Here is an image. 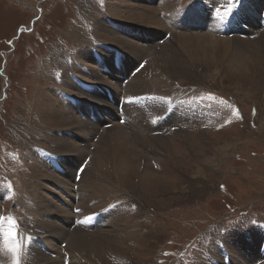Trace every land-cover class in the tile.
<instances>
[{
	"label": "rangeland",
	"instance_id": "1",
	"mask_svg": "<svg viewBox=\"0 0 264 264\" xmlns=\"http://www.w3.org/2000/svg\"><path fill=\"white\" fill-rule=\"evenodd\" d=\"M213 1L210 4L209 0H168V6L173 8H160L157 18L166 22L171 10L188 13L196 6L199 12L208 9L209 14L214 9L213 20H216L217 9L225 5L220 12L229 11L226 15L236 6L250 7L249 0H235L232 9H228L233 5L232 0ZM256 1H261L264 7V0ZM149 5V8H158L160 2L152 0ZM216 5L219 8L215 10ZM252 6L253 10L257 7L255 0ZM258 10V24L253 28L264 33V8ZM126 11L115 0H0V218L5 221L4 230L8 229V217H14L17 222L22 244L21 264L35 262L24 249L31 242L32 247L40 248L37 251L42 250L52 258L63 257V263L68 264L69 256L63 255L66 243L42 238L43 231H35L34 219L39 226L48 219L25 213L19 202L35 203V197L41 194L52 203L48 209L64 208V212L73 215L70 220L74 228L85 213L77 211L78 193L76 189L70 191V186V190L59 189L56 183L72 181L77 165L83 161L75 174V184L79 185L76 177H80L82 170L88 173L85 185H92L95 177H100L99 182L103 178L107 202L100 207L110 205L113 209L114 206L118 212L123 208L128 220L127 225L117 220L116 225L107 226L105 231L124 237L118 231L126 229L130 238L126 242L113 238L116 240L112 239L111 248L96 251L81 264H199L204 261L205 264H264V56L253 55L250 44H232L235 39L247 42L255 36L243 27L242 32H234L229 17L230 23L220 36L229 42L219 45L213 55L207 56L199 53L201 44L181 45L173 36L188 34L187 28L179 24L177 28H168L164 23L161 28L130 29L127 21H133L127 19L130 16ZM235 18L240 22L236 26H241L240 16ZM140 34L152 36L148 45L158 44V50L152 48L151 54L142 60L127 52L130 47L127 44L145 48L146 42ZM116 37L125 47L112 39ZM163 53L166 59L162 63L151 62L154 55ZM239 54L243 57H238ZM171 60L174 67H164ZM137 70L142 71L148 86L139 97L127 99L126 85L131 81L125 82V78L132 75V80ZM116 82L122 85L120 92L114 91ZM157 97L162 99L164 107L155 116L168 125L156 134L165 138L163 142L155 141L156 149L142 142L134 149L131 140L137 139L128 129L123 130L129 133L124 137L128 153L134 154V158L140 154L144 157L132 171L121 174L112 166L95 162L91 155L76 153L65 163L62 154H57L65 149L61 143L56 146L59 140L71 143L74 148L87 143L91 151L103 131L86 138L72 133L77 127L55 123L47 115V109L50 104L58 106L56 100H66L70 108L76 107V99L86 110L102 107L91 114L82 110L75 116L77 119L83 115L95 117L91 120L98 128L110 126L108 129L114 131V126L125 125L123 118L118 119L121 111L118 106L136 107L139 99L143 100L146 111L154 107L152 98ZM102 100L98 105L97 101ZM184 105L196 107L204 115L195 118L194 112H186ZM149 136L137 137L149 139ZM56 162L63 168L56 167ZM36 166L42 167L56 183L36 177ZM142 174L149 176L151 185H139ZM70 193L76 196L71 197ZM68 198L74 199V203L70 205ZM45 200L42 198L41 202L46 203ZM102 215L88 217L98 220ZM92 223L90 220L83 224ZM104 225H93L90 229L104 230ZM231 239L243 263L232 258L225 248ZM213 246L220 249V254L214 253ZM252 255L255 260L245 259ZM1 261L12 264V257L2 243Z\"/></svg>",
	"mask_w": 264,
	"mask_h": 264
},
{
	"label": "bare ground",
	"instance_id": "2",
	"mask_svg": "<svg viewBox=\"0 0 264 264\" xmlns=\"http://www.w3.org/2000/svg\"><path fill=\"white\" fill-rule=\"evenodd\" d=\"M115 1L120 7H124V10H127L126 12L130 16L127 19L133 21V23H130L127 21V26L130 29H137L140 26H145V28H161V27H163V25H165L164 23H166V25H167L166 27H168V28H177L178 27L177 24H179V26H183V28H187L186 30H190V31H188V34L190 33L189 35L188 34H177V35L173 34V36L177 37L179 43L181 45H183V43H186V44H192L194 46L201 44L202 46L200 48H198V51H199V53H202V54L207 55V56L213 55L214 49L216 47H218L219 45L229 42V40H226V39L221 40L220 39V36L224 34L223 32L226 30V27L230 23L229 18H228V21H227L228 23H227L226 22L227 19H221V17H227L228 15H226V14H228L227 12H229V11H227L225 14L221 13V12H219V13L216 12V15H218V17L216 18V20H213V18L215 17L214 16L215 15L214 9L212 10L211 14H209L208 9H203L202 12H199L197 7L194 6V8H192L191 11H188V13H184V10L176 11V12H173L171 10L170 13L168 14V17L165 19L166 22L165 21L163 22L157 18V12H159L160 8H163V7H170L171 8L172 7V6H168V0H159L160 5L158 8H156V6L149 8V6H150L149 4H150V2H152V0H115ZM146 1H148V2H146ZM212 1L213 0H209L210 4H213V3H211ZM219 1H221V0H217V2H219ZM252 2H253V0H249L250 7L243 5L241 8H236L237 6L235 7V5L233 3V5H230V7L228 8V9H232L235 7L234 9H232V14L230 16L231 22L233 24L232 28H233L234 32L235 31H237L236 33L242 32L243 31L242 27H243L244 30H246L248 33L252 34L253 37L255 36L254 38L252 37L253 38L252 41L242 42L239 39H235V41H233L232 44H234V45L238 44L240 46L244 45L246 43L250 44L253 46V53H254L253 55H259V56L263 55L264 56V33L259 32L258 30H256V28H253L254 27L253 25L258 24L256 11L260 7H261V10H263L264 7H263V5H261V1L258 3L255 0L257 7H255V9L253 10ZM224 4H225V2H224ZM138 5H140V6H138ZM218 6L219 5L214 6L215 10H216V8H219ZM224 7L226 8L227 6L225 5ZM224 7L221 9H225ZM258 12H259V10H258ZM200 13H202V15L205 14L207 18L202 16ZM238 16H240L241 21H242L241 26H236L237 23H240L238 21V19L235 18ZM255 16H256V18H255ZM119 28L122 29V27H119ZM200 29H202V30H200ZM194 30L195 31L199 30V31H202L204 33H200L199 35L191 34L192 33L191 31H194ZM229 33L231 34L230 31H227V34H229ZM140 36L142 37V40L144 42H146V43H144L145 48H142V47L137 48L138 46L135 47L133 45L127 44V46H130V47L128 48V51L127 50L126 51L129 54H134L137 57V59L142 60V58L147 57V55L149 56L152 52L151 49L156 48L158 46V44L156 42H151L153 45H151V44L148 45V42L153 40L152 36L143 35V34H140ZM112 39L115 40V42H117L118 45H122L125 47L123 42L118 40L119 38L116 37V38H112ZM159 48L161 50V47H159ZM134 49H136V52H134ZM157 50H158V47H157ZM255 53H258V54H255ZM164 56H166V55H164V53L160 54V55L156 54L152 57L151 62L159 65L160 63H162V61H163L162 59H166ZM240 56L243 57L241 54H239L238 57H240ZM103 64H106V62H104ZM118 66H119V64H118ZM166 66L167 67H174V63L172 62V60H171V62L168 61L167 64L164 65V67H166ZM136 67L133 68L132 71L134 69H136ZM105 68L110 69L107 66H105ZM120 69H121V67L119 66L118 70H120ZM137 71H139V70H137ZM157 71L158 70H155L156 73H157ZM135 72H136V70H135ZM141 72L142 71L140 70L134 76V78L132 80H131V78L133 77L132 75H130L129 77H126L127 81H126V78L124 77L125 82L131 81L129 84L126 85L127 94H125V90H124V94H125V97H127V99H130L131 97H139V95H140L139 93H141L142 91H146L145 87L148 86L147 79H146V77L143 76V74ZM117 74H120V72H118ZM92 76H93V79H95V74H92ZM89 82H91V80ZM125 82H124V84H125ZM120 90H122V85L119 82H116L115 86H114V91L120 92ZM81 94H83V93H81ZM148 95H150V97L152 96L151 94H148ZM94 98H97L99 100L102 99V97H100V96H94ZM152 99L155 100L154 107H150V109L146 110V111L143 108V106H144L143 100H142V102H140L139 99H138V103H137L138 105H136V107H133L130 104L129 105H122L123 107L120 105L121 108H119L120 106H118V110L119 111L121 110L120 114H117L118 119L123 118V120H124L123 123H125V125L114 126L115 127L114 131H112V128L108 129L110 126L109 127L105 126L104 128H101V129H100V127L98 128L97 127L98 124L92 123V120H91L92 116L83 115L81 117V119H77L76 118L77 116H75L76 115L75 113L79 114L82 110L86 111L88 114H91L94 111L100 110L102 107L101 108L89 107L86 110L87 107H82V103L79 102V99H76V105H75L76 107L70 108V106L66 100L65 101L63 100L61 102L56 100L58 103V106H55L54 104H50V105H48V109H47V115L54 118L55 123H58L61 126H65L67 128L77 127V129L71 130L72 133H74L80 137H86V138L96 136L99 133V131H101V130L103 131L102 134L99 135V142H97V146H95L96 149L92 148V150L89 151L88 149H90L89 147L91 145H87V143L83 144L80 148H74L75 146H73L71 143H69L65 140H59L56 143V146L58 147L59 144L61 143V146L65 147V149H62L60 153L57 152V154H62V158L63 157L65 158V163H67L69 161L68 157H71L74 153H76L79 156L85 155V157L87 155H91L89 157H92V160H95V162H102V163H105L107 166L108 165L112 166L115 169V171L121 172V174L124 172L132 171L134 169V165L141 162V160L144 157L142 154L137 155L135 158H134V154L131 156L127 151L128 148H127V145L125 142L127 139H124V137H126L129 133L132 132V134H130V135L132 137H134V139H137L136 142L131 140L132 145H135L134 149L138 148L139 144H141V142H142L143 144H145V146L148 145L149 148L152 150L156 149L155 147H156L157 141L163 142L165 139L163 137L162 138L157 137L156 134L159 132H162L168 124L159 120L158 117L155 116L158 109L160 110V109H162V107H164V103H163L162 99H158V97L152 98ZM71 100H72V98H71ZM103 101L104 100H102L101 102L97 101L98 105L101 104ZM147 102H149V101H147ZM110 104L111 103L108 102V105H107L108 108H110V106H111ZM115 108H116V112H117V104H116ZM183 108H185V111L188 113L194 112V114L196 115L195 118L202 117L204 115L203 113L200 112V109L198 110L196 107L185 106ZM188 109H192L193 111H191V110L188 111ZM103 111H105V110H103ZM183 111H184V109H183ZM163 114H165V113L163 112ZM190 116H192V115H190ZM87 117H90V119H88ZM92 118H95V117H92ZM76 120H78V121H76ZM129 121L131 122V124L128 123ZM58 124H54V125L58 126ZM124 129H128L129 133L124 132L123 131ZM135 129H137L139 132L138 131L136 132ZM139 134H141V135L151 134V136H149V139H148V137L147 138H142V137L138 138L137 136H139ZM85 157H84V159H85ZM83 162L79 163L80 165H77V167L73 173L74 176L72 177L73 178L72 181L71 180H67V181H65V180L61 181L60 180L56 183L54 181V178H51L49 176V174L44 173V171L42 170V167L38 168L36 166V168L34 170V172L36 173V177L38 176V178L39 177L40 178H47L48 180L53 181V183L57 184L56 186L59 189H62V190H70L71 189L70 191H72L73 189H76V192L78 193L77 197L79 198V201H78V206L80 207L79 210H83V211H85V213L83 215L81 214V217L79 218V223L74 228L72 227L74 222H73V220H70L73 217V215L71 216L68 214V212H64L65 211L64 208H63V210H62V208H58L57 210L56 209H53V210L48 209V207L51 206L52 203L49 202L48 200H45V196L38 194L39 196L35 197V201H33L35 203H31L27 200L22 201L19 199L20 200L19 205L21 208L23 207L26 210L25 213L29 212L30 215L33 213L34 218H37L38 216H43V217H45L44 219H48L47 221L43 220L44 224H41L40 226H39V223L34 219L35 227H36L35 231L36 232H37V230H40L41 232L43 231L44 234L42 235V238L46 237L47 239L53 238L54 240H60L61 241L60 244L65 242L66 243V247H65L66 249H64L65 254H63V255L65 257L69 256L68 257V264H81V261L84 258H86L87 256H89L91 254L94 255V253L96 251L101 252L102 250H104L106 248H111V246H113V243H114L113 240L114 241L116 240L113 238L121 239L125 242L128 241L127 238H130V235H126V233H125L126 229H122V231H118V233H122L124 237L117 235V234L108 233V231H105L107 226L116 225L117 220L124 222V225H127L128 220H126L127 214H125V215L123 214V211H125V210H123V208L122 209L120 208L119 212H118V209L115 208L114 206H113V209L110 208L111 207L110 205L100 207L101 205L104 204V202H107V200L105 199V196H104V192H103L105 188H104L103 183L101 182V181H104L103 178H102V180L100 179L101 181L99 182V180H98L99 176L95 177V179H93L92 185H90L89 183H88V185H85V181L88 177V173H86L85 170L84 171L82 170V173H80V177H76L79 180V185L75 184V181H74L75 174L77 173V171L79 170V167L81 166V164ZM40 163H41V161H40ZM55 164H58V165H55L56 167L63 168V166H61L59 163L56 162ZM86 174H87V176H86ZM117 176H118V174H117ZM140 178H141V180L139 181V185H142L143 187L151 185V181L148 180L149 176L147 177V174H145V175L142 174ZM109 182H110V180H109ZM68 186H70L71 188L69 189ZM70 196L75 197L76 193H73V195L70 193ZM42 198L45 200L46 203L41 202ZM68 202L71 205L72 203H74V199H72V201H71V198H68ZM96 213L103 214V215L98 220L91 218L90 220H93V223L91 225H85V224L81 223V221L85 217H88L90 215H94ZM88 218H86V220H88ZM107 218H108V220H107V222H105ZM104 223H105L104 230H101V229L91 230L90 229L91 226H93V225L94 226H96V225L101 226ZM22 226H24V225H22ZM29 229L31 230V226H29ZM29 229H27V230H29ZM71 230H73V231H71ZM45 233L48 235H45ZM113 235H116V236H113ZM235 235L237 236V234H235ZM235 235H232V236H235ZM249 235L253 236V233H249ZM243 240H244V238H243ZM228 242H229V244L226 243L225 248L229 249V250H227L229 252V254L231 256L233 255L232 258H234V259L236 258L235 259L236 261L243 263V259L241 258L242 256L239 255V252H238L239 250H237V247H235L234 240L231 239ZM27 243H29V241ZM239 243L241 244L240 241H238V244ZM32 245H33V243L31 242L30 245H27L29 247L26 246V247H24V249H25V252L29 255V257H31V259L33 261L35 260L34 264H40L41 262L43 264H60L61 262H62V264H64L63 263V261H64L63 257H62V259L60 258V256H57L56 258H52V256L44 253L42 250H41L42 252L37 251L36 249L40 250V248L35 249L36 246L34 245L35 247H32ZM213 248L215 250L214 253L220 254V252H219L220 249H216V246H213ZM243 248H245V246ZM260 250H261V248H260ZM32 253H34V256ZM254 258H255V256L252 255L251 258L249 256H246L245 259H247V261H249V260H252ZM0 264H4V262L1 261ZM23 264H25V263H23ZM29 264H31V263H29ZM32 264H33V262H32ZM199 264H205V261L202 263H199Z\"/></svg>",
	"mask_w": 264,
	"mask_h": 264
},
{
	"label": "snow or ice",
	"instance_id": "3",
	"mask_svg": "<svg viewBox=\"0 0 264 264\" xmlns=\"http://www.w3.org/2000/svg\"><path fill=\"white\" fill-rule=\"evenodd\" d=\"M235 3V0H232ZM221 9H217V13H219ZM232 13H229L227 17H221V19H228ZM11 187V186H9ZM79 212L80 210L77 209ZM91 217L88 220L81 221V223L89 222ZM8 229L4 230L2 225L5 223L3 218H0V243H2V247L9 253L12 257V264H21L20 257L22 254V244L19 240V232L17 230V222L14 217L7 218Z\"/></svg>",
	"mask_w": 264,
	"mask_h": 264
}]
</instances>
